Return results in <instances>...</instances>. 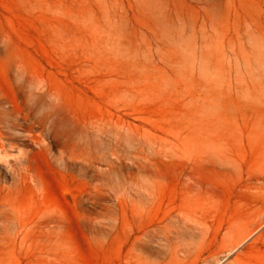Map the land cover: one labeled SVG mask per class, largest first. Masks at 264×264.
<instances>
[{
    "label": "rangeland",
    "instance_id": "rangeland-1",
    "mask_svg": "<svg viewBox=\"0 0 264 264\" xmlns=\"http://www.w3.org/2000/svg\"><path fill=\"white\" fill-rule=\"evenodd\" d=\"M3 110L0 264H264V0H0Z\"/></svg>",
    "mask_w": 264,
    "mask_h": 264
},
{
    "label": "bare ground",
    "instance_id": "bare-ground-1",
    "mask_svg": "<svg viewBox=\"0 0 264 264\" xmlns=\"http://www.w3.org/2000/svg\"><path fill=\"white\" fill-rule=\"evenodd\" d=\"M15 82H16V84L20 85V87H26L27 98H29V100H31V103L34 106L35 110L37 111V114H39L38 113V111H40L39 109L43 108L42 109L44 111V112L42 111L43 115L41 114L42 115L41 116L39 114L40 117L38 115H36L37 117L40 118L39 121L41 122V124H43V126H45V125H47V123H49V126L53 127V125L55 124V118H54L55 107H54V103L52 102V97L54 94H53L52 88L50 86V83L47 85H42L39 78L30 77L22 69H19L17 71ZM44 98H46V101H44ZM53 100H54V98H53ZM39 102H42L41 107L38 104ZM3 114L5 117H7L8 130L3 131L0 129V151L5 150L7 145L11 146L10 140L15 139L18 136V135L15 136V134L12 133L11 131L13 129L17 128L18 126H20V123L16 122V120L11 119V114L9 111L3 110ZM17 131H18V129H17ZM26 162H27V157L25 155H19L16 158H14V160L9 165L10 170H11L10 172H12L13 175H16L15 177L18 178V180L23 178V175L27 170V163ZM26 175H28V174H26ZM16 178H15V182H16ZM25 180H27V178Z\"/></svg>",
    "mask_w": 264,
    "mask_h": 264
}]
</instances>
